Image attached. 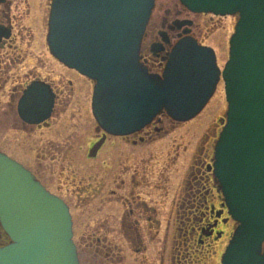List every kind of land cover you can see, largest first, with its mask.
Wrapping results in <instances>:
<instances>
[{"label":"water","instance_id":"water-1","mask_svg":"<svg viewBox=\"0 0 264 264\" xmlns=\"http://www.w3.org/2000/svg\"><path fill=\"white\" fill-rule=\"evenodd\" d=\"M180 1L193 12L238 15L224 70L213 47L186 36L162 74L149 71L141 52L156 0H52L50 50L96 82L93 114L112 135L138 132L163 112L177 121L193 119L223 77L228 110L214 174L238 226L222 264H264V0ZM54 104L53 89L36 81L18 111L38 124L51 117ZM0 217L11 237L0 246V264H81L69 205L4 152Z\"/></svg>","mask_w":264,"mask_h":264},{"label":"rangeland","instance_id":"rangeland-1","mask_svg":"<svg viewBox=\"0 0 264 264\" xmlns=\"http://www.w3.org/2000/svg\"><path fill=\"white\" fill-rule=\"evenodd\" d=\"M49 1L27 0L28 7L24 0H15L12 9L22 14L19 22L27 30L25 41L18 40L23 48H0V152L38 172L41 182L69 205L81 264H221L228 234L220 241L206 239L194 253L186 250L192 229L189 222L183 223L186 204L182 206V200L189 198L185 195L187 181L201 138L226 115L228 106L222 109L224 82L194 119L174 128L165 120L164 131L147 134L146 129L140 134L143 141L131 134L130 140L126 135L111 136L92 157V143L100 139L92 111L93 89L88 88V78L68 69L49 52ZM181 6L180 0H156L154 19L159 20L164 10ZM195 19L200 40L216 49L224 68L238 16ZM28 37L32 48L26 46ZM32 68L42 78H53L63 95L48 126L21 132L22 128L32 129L17 110L23 85L35 77ZM159 143L163 145L155 147ZM209 146L213 147L212 142ZM135 225L142 244H138Z\"/></svg>","mask_w":264,"mask_h":264},{"label":"flooded vegetation","instance_id":"flooded-vegetation-1","mask_svg":"<svg viewBox=\"0 0 264 264\" xmlns=\"http://www.w3.org/2000/svg\"><path fill=\"white\" fill-rule=\"evenodd\" d=\"M24 2L29 7V3L27 2V0H24ZM51 2L52 0H50L46 4L48 9L46 46L48 48H50L48 43V34H49ZM14 5H15V0H0V28L2 30V37L0 39V48H10V49L23 48L18 44V40L24 42L26 39V35L24 32L27 30V28L21 25L19 22V19L22 20L23 16H21L22 14L18 15L12 12ZM17 7H19V5H17ZM24 13L26 15H29L30 14L29 9ZM164 13L165 14L161 13L159 20L154 19V14H152L142 44V52H141L142 62L145 63L149 71L152 73H161L163 71L166 61L172 49L175 47L176 43L179 42L184 37L192 36L195 39H197L200 43H202V40H200L197 31L198 24L195 19L196 16L210 15V18L212 19L214 16H216L212 13H195L189 10L188 8H186L184 5H182L178 9L176 8L175 11L164 10ZM218 17H222V16H218ZM30 38L32 39V35H30ZM31 39L26 44V46L29 48H32L30 43L32 41ZM158 48H163V49L159 51ZM51 55L53 56V58H55V56L52 53ZM67 68L78 73L81 76H84L73 68L70 67ZM32 71L34 73L36 70L32 68L30 72ZM29 75L30 73L27 74V76ZM34 75L35 77L30 79L29 82H27L26 85L25 86L23 85L22 87L21 95L17 103V110H18L19 101L22 98L24 91L33 82L36 81H41L47 84L49 87H51V89H53V92L55 94V104L53 107L51 117L46 121L38 124H31L23 120L25 125L31 126L32 129L27 127L30 130H25L24 128H22L23 131L21 130V132L31 131L33 130V128L48 126L50 122L49 120L56 113L58 106V99H60V97L63 95V89L55 86L54 83L55 80L53 78H49L47 76H44V78H42L41 74H35V73ZM89 81L93 85V90H94L95 82L90 79ZM70 84L72 85L70 88H72L73 91L74 85L72 81ZM223 118L224 116L219 117L215 126L209 132H206L203 138L200 140V143L198 144L197 147L198 152L196 153L193 163L190 167L191 172L189 175V179L188 181L186 180L187 186L189 183V187H188L189 190H187V193L185 195H187V197L189 196V198L188 199L184 198L182 200V202L184 203L182 206L186 204L185 208L183 209L184 214L182 216V219H184L183 223H185V221L189 222L191 226L190 228L192 229V231L189 232L190 234L189 240H187V242L185 243V245H187L186 250L188 252L192 251L194 253L195 251L199 250L196 249V246L198 244L201 245L205 244L206 239H213L220 241L223 239V237H225L228 234L230 240V237L235 227L237 226V222L232 218V216L228 212V209L224 202L222 190L220 189L219 183L215 180V175L212 168L213 160H214V147L222 128L221 121L223 120ZM165 120H168L169 124H171L170 128H174L176 124L185 123V122L175 121L170 117H168L166 113H161L141 131L135 132L131 135L132 136L137 135L139 139L143 141L145 140V138L140 134L142 132L143 133L146 132V129H148V131L146 132L147 134H151L154 131L156 133H160L164 131ZM99 131H100V139L98 141L93 142L91 146L92 148H91L90 156L92 157L97 156L98 152L107 142L108 138L114 136L105 132L100 126H99ZM131 135L130 134L126 135L124 136V138L125 139L128 138L130 140ZM115 137H121V136H115ZM133 141L137 142V139H134ZM211 142L213 147L211 146L208 147V144H211ZM31 171L37 177V179L40 180L38 172H35L33 170ZM229 227H232L233 229L230 232H228L227 230ZM9 242H10V236L4 229L0 217V245H5ZM189 245L194 249H189L188 248Z\"/></svg>","mask_w":264,"mask_h":264},{"label":"bare ground","instance_id":"bare-ground-1","mask_svg":"<svg viewBox=\"0 0 264 264\" xmlns=\"http://www.w3.org/2000/svg\"><path fill=\"white\" fill-rule=\"evenodd\" d=\"M232 36H230L229 37V41H228V43H229V54H230V38H231ZM88 88H92L93 89V85L90 83H88ZM219 98H221V97H219ZM228 106V102L227 101H225V104H224V106H222V109L225 107H227ZM163 144L162 143H159V144H157L155 147H161Z\"/></svg>","mask_w":264,"mask_h":264},{"label":"trees","instance_id":"trees-1","mask_svg":"<svg viewBox=\"0 0 264 264\" xmlns=\"http://www.w3.org/2000/svg\"><path fill=\"white\" fill-rule=\"evenodd\" d=\"M134 232L136 231V233L138 234V244L140 243V244H142V238H141V236H140V234L138 233V226L137 225H135V227H134ZM130 236V235H129ZM131 237V236H130ZM134 240H135V238H134ZM136 241V240H135Z\"/></svg>","mask_w":264,"mask_h":264}]
</instances>
